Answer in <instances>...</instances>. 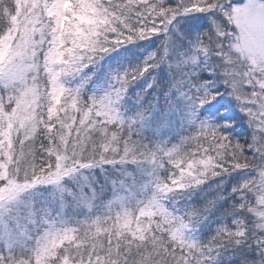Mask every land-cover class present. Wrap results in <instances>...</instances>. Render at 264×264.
<instances>
[{"label":"snow or ice","instance_id":"6c2138e0","mask_svg":"<svg viewBox=\"0 0 264 264\" xmlns=\"http://www.w3.org/2000/svg\"><path fill=\"white\" fill-rule=\"evenodd\" d=\"M0 264H264V0H0Z\"/></svg>","mask_w":264,"mask_h":264}]
</instances>
